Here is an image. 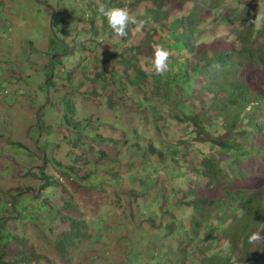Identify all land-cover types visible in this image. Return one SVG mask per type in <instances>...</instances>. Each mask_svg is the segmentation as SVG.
<instances>
[{"label":"trees","instance_id":"obj_1","mask_svg":"<svg viewBox=\"0 0 264 264\" xmlns=\"http://www.w3.org/2000/svg\"><path fill=\"white\" fill-rule=\"evenodd\" d=\"M52 1L64 12L61 37L48 43V62L40 69L46 104L31 129L38 157L8 145L16 175L37 179L38 192L28 193L31 202L19 204L17 194L4 201L10 208L0 205V264H57L4 228L18 210V219L34 223L67 264H81L64 258L72 241L92 238L90 245L102 250L112 235L118 236L116 264H264V242L248 240L264 229V20L256 19L264 16V0ZM99 4L127 7L145 21L142 32L130 25L127 37H115ZM67 24L72 27L66 33ZM154 43L171 51L162 75L150 71ZM71 62L74 68H65ZM55 64L66 70L56 77L67 87H54ZM73 69L76 80L69 78ZM72 82L100 97L112 119L94 125L78 118ZM43 108L56 109V125L42 123ZM134 115L136 126L129 122ZM65 131L74 134L70 144L84 147L87 171L50 160L64 181L53 183L36 162L46 163L47 148L58 145H50L47 134L70 145ZM40 135H47L42 143ZM69 185L84 192L107 188L119 212L101 206L87 222L71 217ZM54 202L59 206L53 208ZM132 231L134 242L120 236Z\"/></svg>","mask_w":264,"mask_h":264},{"label":"rangeland","instance_id":"obj_2","mask_svg":"<svg viewBox=\"0 0 264 264\" xmlns=\"http://www.w3.org/2000/svg\"><path fill=\"white\" fill-rule=\"evenodd\" d=\"M62 12H64L63 8L55 5L52 0H0V205L6 208H10V205L4 202L8 201V195L18 194L19 204H24L31 202L30 195L38 192L37 179L30 176L16 175L19 167L16 161H13L16 156L8 152L10 150L8 145L9 143H17L27 151H25L24 155L29 153L36 159L38 157V149L32 143L31 129L34 124H38L35 120L38 108L40 106L45 107L46 104V95H44L43 99L41 90L38 88L43 79L40 69L47 65L48 62V54H46L48 43L50 44L61 37L60 13ZM71 27L72 25L70 24L65 25L64 30L66 33L69 32ZM74 39L76 41L81 40L78 36H74ZM96 43L98 44L99 41L97 40ZM32 50L37 52V54L34 56L33 62L27 61L25 56L32 54ZM18 58L23 59V61L18 65V68H15ZM52 60H54V57L50 58V61ZM74 66L75 62H71L65 68H74ZM62 69L56 64L52 67L51 73L54 76L51 80H55V88L68 86L66 79L61 82L62 78L56 77L57 71ZM65 71L63 69V72ZM62 74L64 75L65 73ZM71 74L69 78L76 80L77 71L73 69ZM256 74H258L256 76L260 77L262 75H259L258 72ZM21 77L27 78L21 81L18 79ZM76 85V82L71 83L72 89L76 88L71 98L72 107L76 110L78 118H88L90 123L94 121V125H99L98 120L112 119V113L104 105L100 97L84 94L82 92L85 91L86 87L77 88ZM109 88L112 89L111 86ZM113 99V102L120 103L115 97ZM42 110V123L45 126L48 124L56 125L57 119L52 118V116H56V109L50 111L43 108ZM136 118V115L130 117L129 122L131 125H138L139 121H136ZM65 134L70 138V144L74 134L66 133V131ZM47 135H49L48 142L50 145H58L55 148H47L46 158L48 160L46 163L45 161H37L36 164L37 166L43 165V172L50 178V181L64 184L63 177L59 176L52 165L49 164L50 160L61 166L69 165L75 169L87 171V166H84L81 159L86 156L85 151H83L84 147L80 146V150H78L72 144L68 145L65 141H57L52 134ZM47 135H40L37 141L42 143ZM78 140L81 144L85 143L87 146L91 145L93 149L95 148V145L86 137H80ZM2 145L5 146L3 150H1ZM30 165L33 166L32 163ZM17 189L19 192L15 191ZM25 189L28 190L25 191ZM68 189L71 194V202L75 205V214L71 215V217L75 219H82L87 222L90 217L100 214L101 206H105L108 210L115 208L118 212L120 210V206L115 205L111 201V194L107 192V188H103L101 192L96 189L84 192L82 188L69 185ZM59 190L57 189L56 192L58 193ZM52 206L53 208L54 206L57 207L59 203L54 202ZM19 213V210L17 214L13 213L11 219L17 218V220L15 222H12L14 219L10 220L9 223L4 225V228L8 229L11 227L10 229L14 233L32 245L35 252L53 259L57 264H67L68 262L65 260L57 259L51 246L40 237L34 223H29L27 217L18 219ZM134 221H136L135 217ZM123 226L127 228L126 221ZM120 234V236H126L131 242H134L133 231L132 233L123 232ZM117 238L118 236L116 235L109 236L106 241L107 246L102 250L90 245L92 238L89 242L84 239L74 240L71 246L66 249L64 258H71L75 263L80 262L81 264H108L109 262H111L109 264H116L119 259L117 257L120 254ZM148 250L150 253H157V249L148 247ZM78 252H81L80 258L76 256ZM105 257L108 259L102 260Z\"/></svg>","mask_w":264,"mask_h":264},{"label":"clouds","instance_id":"obj_3","mask_svg":"<svg viewBox=\"0 0 264 264\" xmlns=\"http://www.w3.org/2000/svg\"><path fill=\"white\" fill-rule=\"evenodd\" d=\"M98 11L107 19V23L112 33L117 38H125L129 34V26H135V32L140 33L143 30L145 21L139 19L127 7L106 8L104 4L98 5ZM257 20H264V16H257ZM256 21H253L255 23ZM152 47V56L150 59L151 70L156 74H164L169 69V60L171 51L163 44L154 43ZM253 232L249 235V243L264 242V236L261 232Z\"/></svg>","mask_w":264,"mask_h":264}]
</instances>
